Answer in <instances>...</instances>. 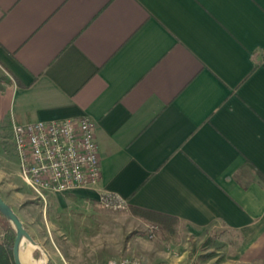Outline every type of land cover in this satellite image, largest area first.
<instances>
[{
	"label": "crops",
	"instance_id": "obj_1",
	"mask_svg": "<svg viewBox=\"0 0 264 264\" xmlns=\"http://www.w3.org/2000/svg\"><path fill=\"white\" fill-rule=\"evenodd\" d=\"M0 71V193L47 264L96 256L104 194L238 234L234 260L264 264V0H0ZM82 117L102 178L43 201L12 127ZM155 245L136 257L162 264Z\"/></svg>",
	"mask_w": 264,
	"mask_h": 264
},
{
	"label": "built area",
	"instance_id": "obj_2",
	"mask_svg": "<svg viewBox=\"0 0 264 264\" xmlns=\"http://www.w3.org/2000/svg\"><path fill=\"white\" fill-rule=\"evenodd\" d=\"M12 143L20 174L43 201L51 193L95 187L102 178L95 122L89 117L18 123ZM104 206L126 208L114 194H104ZM5 236L0 224V244ZM105 264H144L137 257L112 258Z\"/></svg>",
	"mask_w": 264,
	"mask_h": 264
},
{
	"label": "rangeland",
	"instance_id": "obj_3",
	"mask_svg": "<svg viewBox=\"0 0 264 264\" xmlns=\"http://www.w3.org/2000/svg\"><path fill=\"white\" fill-rule=\"evenodd\" d=\"M0 78L5 79L2 71H0ZM97 211L102 216L101 224L97 228L96 256L89 255L91 250H88V246H90L88 241L81 243L85 246V250L80 251L83 256L82 261L87 264H98L99 261L105 263L110 257H136L142 240L146 244L154 243L156 248L164 249L167 257L162 258V264H238L234 260L236 257L234 248L240 241L238 234L216 228H182L180 223L174 222L173 232L164 235L161 233L160 226L141 221L130 213L129 208L116 209L98 206ZM39 231L47 233V230L42 227H39ZM90 232L92 231L86 229L83 234L87 237ZM53 237L54 242L48 237V242L44 245L55 250V245H62V237L56 234ZM30 244L29 241H26L23 249H26V246ZM65 244L72 245L73 243L65 242ZM40 246L35 247L32 252L36 261H41L46 257ZM35 252L39 253L37 258L34 255ZM109 254L112 256H108ZM100 255L103 257L100 258ZM140 257L142 258V256Z\"/></svg>",
	"mask_w": 264,
	"mask_h": 264
},
{
	"label": "trees",
	"instance_id": "obj_4",
	"mask_svg": "<svg viewBox=\"0 0 264 264\" xmlns=\"http://www.w3.org/2000/svg\"><path fill=\"white\" fill-rule=\"evenodd\" d=\"M131 211L134 215L144 219L146 222L160 226L161 233L164 235L169 234V232H173L174 222L179 224V220L151 210L133 207ZM0 224L5 230V236L0 244V264H16L13 254L16 231L12 224L2 215L1 212ZM34 255L37 258L39 253L35 252Z\"/></svg>",
	"mask_w": 264,
	"mask_h": 264
},
{
	"label": "water",
	"instance_id": "obj_5",
	"mask_svg": "<svg viewBox=\"0 0 264 264\" xmlns=\"http://www.w3.org/2000/svg\"><path fill=\"white\" fill-rule=\"evenodd\" d=\"M0 212L2 215L12 224L16 231L13 254L16 264H23L21 258V252L23 249V243L25 240H29L31 244L38 246V243L31 236L29 231L26 229L23 221L19 215L15 212L10 204H8L0 193ZM48 261H46L47 264Z\"/></svg>",
	"mask_w": 264,
	"mask_h": 264
},
{
	"label": "bare ground",
	"instance_id": "obj_6",
	"mask_svg": "<svg viewBox=\"0 0 264 264\" xmlns=\"http://www.w3.org/2000/svg\"><path fill=\"white\" fill-rule=\"evenodd\" d=\"M26 249H22L21 252V258L23 264H46V257L42 259L41 261H36L32 256V252L36 245L30 244L29 246H26Z\"/></svg>",
	"mask_w": 264,
	"mask_h": 264
}]
</instances>
